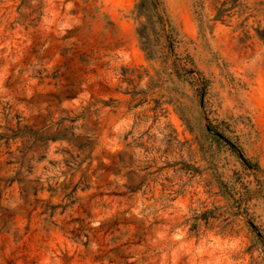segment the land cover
I'll return each instance as SVG.
<instances>
[{
  "label": "rangeland",
  "instance_id": "1",
  "mask_svg": "<svg viewBox=\"0 0 264 264\" xmlns=\"http://www.w3.org/2000/svg\"><path fill=\"white\" fill-rule=\"evenodd\" d=\"M249 221L264 0H0V264H264Z\"/></svg>",
  "mask_w": 264,
  "mask_h": 264
},
{
  "label": "trees",
  "instance_id": "2",
  "mask_svg": "<svg viewBox=\"0 0 264 264\" xmlns=\"http://www.w3.org/2000/svg\"><path fill=\"white\" fill-rule=\"evenodd\" d=\"M190 72H193V70H190ZM209 127L212 128V126H209ZM249 223H250V226L253 228V230L258 234V236L264 239L259 227L253 221H249Z\"/></svg>",
  "mask_w": 264,
  "mask_h": 264
},
{
  "label": "water",
  "instance_id": "3",
  "mask_svg": "<svg viewBox=\"0 0 264 264\" xmlns=\"http://www.w3.org/2000/svg\"><path fill=\"white\" fill-rule=\"evenodd\" d=\"M219 134V133H218ZM219 135H222V134H219Z\"/></svg>",
  "mask_w": 264,
  "mask_h": 264
}]
</instances>
